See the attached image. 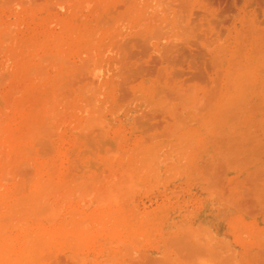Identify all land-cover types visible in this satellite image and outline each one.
<instances>
[{
    "label": "rangeland",
    "instance_id": "rangeland-1",
    "mask_svg": "<svg viewBox=\"0 0 264 264\" xmlns=\"http://www.w3.org/2000/svg\"><path fill=\"white\" fill-rule=\"evenodd\" d=\"M0 262L264 264V0H0Z\"/></svg>",
    "mask_w": 264,
    "mask_h": 264
},
{
    "label": "bare ground",
    "instance_id": "bare-ground-1",
    "mask_svg": "<svg viewBox=\"0 0 264 264\" xmlns=\"http://www.w3.org/2000/svg\"><path fill=\"white\" fill-rule=\"evenodd\" d=\"M64 232H65V231H64ZM36 237H37V236H36ZM26 238H27V237H26ZM30 238H31V237H30ZM33 240H34V242H33V241H32V242L35 243L36 240H35V239H33ZM40 240H42V239H40ZM46 241H47V240H46ZM24 243H25V241H24ZM26 243H27V241H26ZM44 243H45V242H44ZM46 243H47V242H46ZM50 243H51V242H50ZM23 245H24V244H23ZM25 245H26V244H25ZM27 245H28V243H27ZM24 250H27V249L25 248ZM21 251L23 252V249H22ZM22 252H21V253H22ZM21 253H20V254H21ZM26 253H27V251H26ZM25 255H26V254H25ZM23 258H27V257H23ZM14 259H15V258H13V260H14ZM2 260H3V259H2ZM2 260H1V261H2ZM10 260H11V259H10ZM22 260H23V259H22ZM22 260H21V261H22ZM17 261H19V260H17ZM7 262H8V261H7ZM7 262H6V263H7ZM0 263H1V262H0ZM9 263H10V262H9Z\"/></svg>",
    "mask_w": 264,
    "mask_h": 264
}]
</instances>
